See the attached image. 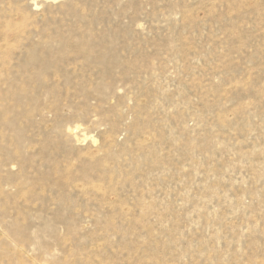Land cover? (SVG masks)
Returning <instances> with one entry per match:
<instances>
[{"label":"rangeland","instance_id":"374dc122","mask_svg":"<svg viewBox=\"0 0 264 264\" xmlns=\"http://www.w3.org/2000/svg\"><path fill=\"white\" fill-rule=\"evenodd\" d=\"M0 264H264V0H0Z\"/></svg>","mask_w":264,"mask_h":264}]
</instances>
